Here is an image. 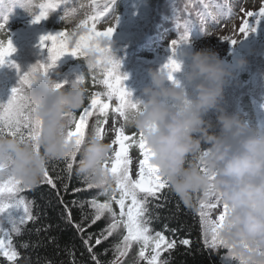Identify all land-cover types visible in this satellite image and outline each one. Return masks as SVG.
Wrapping results in <instances>:
<instances>
[{
  "label": "trees",
  "instance_id": "trees-1",
  "mask_svg": "<svg viewBox=\"0 0 264 264\" xmlns=\"http://www.w3.org/2000/svg\"><path fill=\"white\" fill-rule=\"evenodd\" d=\"M76 1L78 0H72V3ZM214 1L225 0H113L109 10L113 8L117 14L118 33L111 38L109 44L113 58L120 63L121 75L126 77L123 84L131 93L133 103L146 99L144 89L152 87L150 70L167 72L164 66L170 59L163 54H158L155 60L141 57L140 44H145V39L142 38L141 32H136V25L154 34H157L156 26L162 25L165 28H174L178 37L185 34V31L189 36L188 28L185 30L179 26H182L186 19L196 20L197 13L204 10V3ZM22 2L23 0H0V8L3 5L5 11H8L21 6ZM33 2L39 3L42 0ZM83 2L93 4V0ZM98 2L102 4L103 0ZM61 8L63 6L50 11L46 19L34 24L32 23L34 15L39 12L36 8L27 22L17 20L12 24L8 21L5 30L0 32V40L6 42L8 36L16 48L10 60L19 66V74L28 71L37 62H48L47 49L40 51L37 47V35L44 32L46 35L55 34L67 28L49 20L50 14ZM258 28L264 29V20L259 22ZM163 48L167 49L168 45ZM242 53L241 60H245L246 63L237 67L225 65L230 75L226 77L223 96L218 107L204 115V119L211 125L210 131L217 134L220 133L217 118L221 112L245 119L246 111L243 106L245 98L250 99L255 106L252 113L256 119V130L264 133V39L253 37L248 50ZM175 61L180 65V69L172 73L174 80H169L167 86L182 85L187 96L192 98L196 95L195 86L188 84L184 79L191 62L190 58H179ZM19 74L16 68L0 66V104L7 103L11 89L18 82ZM93 74L102 78L101 73L88 71L84 58L74 57L70 53L60 58L56 66L48 72V76L56 83H61L65 91L80 83L79 77L82 76H85L84 87L89 93L103 91L102 86L93 84ZM80 111L81 109L76 113L77 116ZM110 113L111 110L109 115ZM259 115L260 120L257 118ZM95 119V115L89 117V132ZM128 150L129 156L130 149ZM47 170L56 188L42 181L41 177L38 183L18 193V197L30 202L34 219L21 226V234L12 233V245L18 252L16 261H8L6 257L0 255V264H147L139 257L142 245L137 242L132 243L124 256H117L116 246L127 234L122 226L106 239L101 238L100 244L95 243L108 226L110 217L105 214L92 223L95 210L91 206V201L101 203L106 201L115 188L114 184L108 189L107 195L104 194L103 187L87 188L84 178L76 172V163L69 172L65 161L53 160L48 163ZM202 195L192 193L191 204H185L168 188L157 193L156 198L149 197L151 233L155 235L156 232H161L169 241H176L174 248L161 250L160 259L167 260L168 264H228V261L223 259L226 257L224 248L213 249L205 243L197 203V199L202 198ZM113 209L119 213V206L115 203ZM76 225L80 228L78 229ZM2 226L5 229L11 227L7 221H4ZM89 236L91 239L86 245L84 241L88 240ZM184 239L190 241L189 245L181 243ZM24 244H27V247H24ZM89 247L92 249L91 252L88 250ZM145 251L152 255L151 247Z\"/></svg>",
  "mask_w": 264,
  "mask_h": 264
},
{
  "label": "clouds",
  "instance_id": "clouds-1",
  "mask_svg": "<svg viewBox=\"0 0 264 264\" xmlns=\"http://www.w3.org/2000/svg\"><path fill=\"white\" fill-rule=\"evenodd\" d=\"M84 59L87 67H94L98 54ZM190 61L184 79L195 86L194 97L189 98L182 85L167 86L166 71L150 70L152 87L144 89L146 99L126 114L124 125L143 134L151 163L185 204H191L192 193L215 188L228 209L218 231L228 264H264V133L224 112L217 118L220 133L210 131L204 115L218 107L230 72L210 51H195ZM238 63L244 66L246 61ZM56 84L37 73L27 89L34 116L41 122L35 141L39 151L17 137L0 136V161L10 162L13 174L25 184H36L50 161H65L78 151V175L111 183L104 162L115 151L113 145L89 132L78 149L76 139L67 137V117L85 102L83 79L67 91Z\"/></svg>",
  "mask_w": 264,
  "mask_h": 264
},
{
  "label": "snow or ice",
  "instance_id": "snow-or-ice-1",
  "mask_svg": "<svg viewBox=\"0 0 264 264\" xmlns=\"http://www.w3.org/2000/svg\"><path fill=\"white\" fill-rule=\"evenodd\" d=\"M113 0H103L99 3L98 0H93L95 11L91 15H86L83 19H76L78 9L76 6L70 7L72 0H42L35 3L33 0H23L22 6L26 7L31 13L38 8V14L34 15L32 23L38 24L46 19L50 11L56 10L63 6L64 15L62 19L66 23H70V28L58 31L55 34L42 35L40 37L39 46L42 49H47L48 62H37L32 65L28 71L20 73L19 66L10 57L16 52L12 40L7 36V41L0 40V66L7 65L16 68L19 74V79L15 87L11 89V94L7 103L0 104V136L10 135L19 138L22 142L31 143L35 150L39 151L38 144L35 143L40 135L41 122L34 116V106L27 96V89L31 87L33 77L40 73L48 75V72L54 68L57 61L65 54H71L74 57L86 58L89 53H97L98 59L94 67H88L90 73H101L102 78H98L95 74L92 75V82L95 85L103 87V91H95L89 93L86 88V97L83 107L79 115L73 114L67 117L69 127L67 129V137L75 138L77 148L85 142L89 133V117L95 115L96 119L91 127V133L98 139H106L109 131H114V138L111 139L112 145H118L112 153L111 158L104 162L106 174L111 176V183L107 179L99 181L85 178L87 188L103 187L105 195L108 194V189L115 185L112 194L104 202L91 201V206L95 210V215L92 223H95L102 216L108 214L110 222L95 241L96 244L101 243V238L111 236L121 226L126 230V235L120 244L116 246L117 256H124L133 242L142 245L139 252V257L147 262V264H168L167 260L160 259L161 250L172 249L176 245V241H169L161 232L151 233L150 223L152 216L149 212V197L156 198L157 193L168 188V183L159 174V169L151 163L152 153L146 146L143 139V134L133 133L131 137L126 135V127L124 121L126 114L131 110H136L138 103H133L131 93L128 92L123 84L126 79L120 73V63L113 58L110 44L111 38L115 31V25L107 27L104 31H97L96 26L101 22V18L105 16L109 10ZM80 8L84 5L80 4ZM205 13H197L198 22L201 25L206 23L208 17L215 19L216 16L223 14V8L220 5L212 3H204ZM246 16L254 18V23H249L245 19L239 28V32L243 36L248 35L250 31H255V24L264 20V7L259 9L258 13L252 11L246 12ZM7 18L4 22H0V32L5 30ZM196 22L186 19L182 29H187ZM188 36L181 35L179 41H173L172 48H175L178 43L186 42ZM236 39L231 40L236 43ZM167 70L169 80H174L172 73L180 69V65L172 58L164 66ZM85 76L79 77V82ZM57 88L63 87L61 83L56 84ZM115 102V106L112 104ZM113 114V128L106 129L109 119V111ZM116 117L120 119L117 120ZM122 121V122H121ZM126 141L134 143L142 156L138 162V172L136 178H133L129 173L130 158L128 156V145ZM207 155V152H204ZM78 151L73 153L65 160L69 172L73 169L77 161ZM201 171H206L201 167ZM42 181L47 182L52 188H56L52 177L49 175L47 167L42 174ZM32 184H25L18 179L10 168V162L5 163L0 161V255L7 258L8 261L15 262L18 257V252L12 245V233L21 234V226L27 221L33 220L31 214L30 202H26L23 197H18V193L25 188L31 187ZM78 191V189H77ZM118 193V196H117ZM113 203L119 206V213L113 209ZM200 212V224L204 233L205 243L211 248H224L222 241L218 238V231L223 226L225 216L227 214V205H221L220 198L215 192V188L210 186L207 192L203 193L202 198L197 199ZM222 208L216 219L209 218V213L212 210ZM7 221L11 225L10 229H5L2 224ZM79 229L80 226L76 225ZM83 231V229H80ZM105 233L107 235H105ZM210 236V241H209ZM85 240L86 245L89 244ZM183 245H189L190 241L184 239L181 241ZM27 247V244L23 245ZM151 247L152 255L145 256V249ZM92 251L91 247L88 249ZM94 258V257H93ZM225 261L229 257L223 258Z\"/></svg>",
  "mask_w": 264,
  "mask_h": 264
},
{
  "label": "rangeland",
  "instance_id": "rangeland-1",
  "mask_svg": "<svg viewBox=\"0 0 264 264\" xmlns=\"http://www.w3.org/2000/svg\"><path fill=\"white\" fill-rule=\"evenodd\" d=\"M83 4L84 7L80 8L79 5ZM212 4L220 5L223 8V14L216 16L215 19L208 17L204 25L199 24L198 18L190 19L196 24L188 27L189 36L186 42L178 43L175 51H173V41H179L178 33L174 28H165L162 25L156 26L157 34L145 31L141 29L140 25H136V32L142 33V38L145 39V44H140L139 54L141 57L155 60L158 54H163L166 58H172L174 60L179 58H190V54L195 51H210L218 55V57L224 62L225 65L231 67H237L238 61L243 57V53L248 50L249 44L253 37L258 39H264V29L258 28V24H255V31H250L248 35L243 36L239 32V28L243 24L245 19L249 20V23H254V18L246 16V12L252 11L258 13L261 7H264V0H225L223 2L214 1ZM76 6L78 9L76 19H83L86 15L94 13L95 9L91 2L84 3L83 0H78L70 5V7ZM19 7V8H17ZM11 10L5 11V7L1 6L0 9V22H4L7 18V22L10 21L12 24L15 21H28L32 16L33 12H29L24 6H17ZM206 9L202 11L205 13ZM64 15V9L61 8L58 11H54L50 14L49 20L53 23L62 24L70 28L72 25L66 23L62 17ZM123 17V16H121ZM117 23V14L112 8L107 11L104 17L101 18V22L97 24L96 29L98 31H104L107 27ZM117 26L112 37L117 35ZM45 33L38 34L37 36V47L39 46L40 37ZM236 39V43H232L231 40ZM168 45L167 49H164ZM115 102H113V107ZM244 110L246 111L245 119H242L250 124L251 127L256 129V119L253 117L252 111L255 106L250 99L245 98L243 100ZM261 119V115L257 117ZM119 120V117H116ZM122 122V121H121ZM106 129L111 130L113 128V114L110 113L109 119L104 126ZM133 133H136L134 129L126 128V135L129 137ZM114 131H109L105 139L106 142H110L114 138ZM128 148L130 149V175L136 178L138 172V162L142 158L138 147L129 141H126ZM118 148V145H113ZM222 208L212 210L209 213V218L214 220L219 215Z\"/></svg>",
  "mask_w": 264,
  "mask_h": 264
},
{
  "label": "built area",
  "instance_id": "built-area-1",
  "mask_svg": "<svg viewBox=\"0 0 264 264\" xmlns=\"http://www.w3.org/2000/svg\"><path fill=\"white\" fill-rule=\"evenodd\" d=\"M145 256H151V254L150 253H148L147 251H145Z\"/></svg>",
  "mask_w": 264,
  "mask_h": 264
},
{
  "label": "bare ground",
  "instance_id": "bare-ground-1",
  "mask_svg": "<svg viewBox=\"0 0 264 264\" xmlns=\"http://www.w3.org/2000/svg\"><path fill=\"white\" fill-rule=\"evenodd\" d=\"M138 43V42H137ZM129 151V150H128Z\"/></svg>",
  "mask_w": 264,
  "mask_h": 264
}]
</instances>
